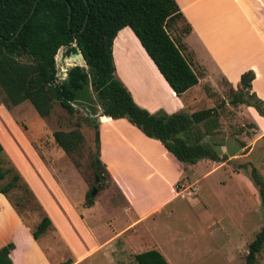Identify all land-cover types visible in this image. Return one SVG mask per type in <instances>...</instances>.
<instances>
[{"label":"rangeland","instance_id":"rangeland-1","mask_svg":"<svg viewBox=\"0 0 264 264\" xmlns=\"http://www.w3.org/2000/svg\"><path fill=\"white\" fill-rule=\"evenodd\" d=\"M183 28L184 24L178 21L168 32L173 38ZM121 30L120 41L115 40L111 52L114 79L128 88L137 101L146 103L147 107L160 104L165 113L178 111L177 100L186 101L190 112L214 107L216 127L202 141L227 157L208 164V168L203 166L205 163L191 166L195 176L187 165V170L173 184L174 197L136 225L122 227L127 222L119 209L124 203L108 176L102 174L94 179L90 160L93 153L98 154L97 143L102 159L122 167L118 157L133 155L129 144L142 151L147 149L139 130L128 121V126L101 123L99 138L94 141L92 124L108 119L98 117V99L88 80L71 102L72 114L54 103L46 117H39L27 100L8 104L0 89V156L16 171L39 208L28 198L17 213L1 195L27 227H32L42 213L51 223L48 230L32 241L37 242L38 251L31 241L28 244L21 236L17 238L16 222L8 224V233H14L18 244L15 264H61L66 259L71 264H134L132 255L150 248H158L168 264H244L247 244L263 224L258 193L248 172L253 166L264 182V117L244 103L232 102V94L238 93L240 84L231 85L221 77L209 85L199 84L198 89L196 84L190 86L186 92L195 89L194 100L195 93L182 97L185 91L170 96L133 34L126 27ZM67 54L60 47L53 56L56 82L64 78L60 65L64 61L72 63ZM74 64L85 68L83 64ZM242 97L247 99L246 95ZM198 127L202 129L200 124ZM69 129H77L82 136L77 156L63 153L51 137L52 131ZM2 140L13 159L6 156ZM204 171L208 172L206 176L201 175ZM6 180L5 177L2 182ZM149 182L145 192L134 188V200L141 211L157 198L169 195L165 186L158 189ZM92 188H95L91 195L94 204L85 208L84 195ZM20 195H24L20 188L9 192L11 199ZM120 227V234L111 238V231ZM100 240L105 244L102 250L96 247ZM87 251L90 252L85 255ZM255 264H264V243Z\"/></svg>","mask_w":264,"mask_h":264},{"label":"trees","instance_id":"trees-1","mask_svg":"<svg viewBox=\"0 0 264 264\" xmlns=\"http://www.w3.org/2000/svg\"><path fill=\"white\" fill-rule=\"evenodd\" d=\"M178 21L182 22V16L174 0H0V89L5 101L16 105L27 100L39 117L48 116L54 103L72 114L71 102L88 80L98 99L99 117L126 118L181 163L193 164L199 159L223 161L227 157L225 153L217 154L210 144L202 141L203 136L216 127L214 107L189 114L148 112L134 103L112 75L111 40L117 30L126 26L174 95L179 96L194 85L196 76L167 32V28ZM183 24L180 33L188 31V26ZM60 46L66 52H73L76 46L85 68L74 65L66 71L65 78L56 82L53 56ZM252 78L253 72L249 69L240 73L241 88L232 94L231 101L244 103L264 117L262 101L250 91ZM92 126L94 141H97V126ZM51 137L63 153L79 154L82 136L77 129L55 130ZM1 151L0 146V154ZM72 161L77 165L75 159ZM90 166L98 179L102 174L108 176L97 153L91 155ZM248 176L257 190L263 216V224L243 255L244 264H255L264 243V182L253 166L249 167ZM5 177L7 180L2 182ZM20 180L6 158L0 156V194L17 213L28 198L34 202ZM14 188H20L24 195L11 199L9 192ZM83 203L87 207L92 204L89 192L84 195ZM49 228L50 221L42 213L29 228V234L37 240ZM12 247L11 242L0 246V264H11L8 253ZM132 259L134 264H168L155 249L134 253ZM69 263L66 259L61 264Z\"/></svg>","mask_w":264,"mask_h":264},{"label":"crops","instance_id":"crops-1","mask_svg":"<svg viewBox=\"0 0 264 264\" xmlns=\"http://www.w3.org/2000/svg\"><path fill=\"white\" fill-rule=\"evenodd\" d=\"M174 2L182 16V23L184 22L188 26V31L186 33H180V35L172 38L168 32L171 27L170 25L169 28H167V32L189 68L196 76L195 89H198V85L201 83L209 85V83L214 82L216 77H221L226 82L234 85L238 82L240 73L249 69L253 72V78L250 81V91L260 100L262 98L264 99V90L262 89L264 84V0H174ZM122 28L116 31L111 40L110 55L115 40L118 39V41H120L119 35ZM139 49L145 54L140 44ZM150 63L152 64L151 61ZM152 66L154 67L153 64ZM154 69L156 75L160 77L162 84L169 90V95L176 97L155 67ZM124 88L128 91L134 103L139 107H144L148 112L161 110L160 104L156 106L152 104V106L150 105L147 107L145 105L146 103H140L135 99L128 88ZM194 90L186 93L184 92L185 94L181 93L183 94L181 96L194 95ZM195 95L196 96L192 97V100L197 97L196 93ZM261 101L263 104L264 100ZM177 102L178 106L176 108H179L178 111H171L169 113L183 112L189 114L192 112L188 111L189 109L188 106H186V101L179 103L177 100ZM101 116V119L105 118L108 119V121L101 122L99 119L96 125L98 138L101 123H105L107 126H112L113 124L128 126V122L125 118L111 119L108 116ZM139 135H141L139 137L144 142L147 149L142 151L126 143L127 145L129 144L130 151H132L133 155L129 157H118L122 167H115L111 161L102 159L99 144H97L98 148L96 150L98 152V159L100 157V162L104 165L111 183L118 191L124 203V207L119 209L121 210L122 216H124L127 221L122 227L127 225L128 228L136 225L151 213L158 211L167 200L174 197L175 190L173 184L180 179L183 171L187 170V165L190 166V173L194 175L195 173L192 171L191 166L197 163H205L203 166L208 168V164L211 165L213 162L208 159H199L193 164L181 163L168 153L157 140L145 137L142 133ZM2 142L6 156L9 159H13L11 150L8 148L7 144L5 145L3 140ZM153 151H155L156 154L153 155L151 153ZM37 159L40 161V157ZM207 173V171H204L201 175L206 176ZM201 175H199V177ZM147 182H152L158 189L165 186V188L168 189L169 195L168 197L157 198L151 206L141 211L138 209V205L134 200V188L138 189L140 192H145L147 188L145 185ZM93 204L94 201L90 206ZM82 206H84V204H82ZM84 207L87 208V206ZM13 221L16 222L17 225V238L19 239L21 236L22 240H25L28 244L30 243L29 241H31L33 248L35 247L38 251L39 246L37 242H32L36 240H33L30 236L29 227L20 222L12 208L8 205L7 200L0 194V246L7 242L13 244V247L8 253L11 264H15L14 253L18 248L14 233L12 231L11 234L8 233V224ZM122 227L114 232L110 230L111 238L117 237ZM101 240L96 246L98 250H102L105 245ZM155 250L158 251V248ZM90 251H87L85 255Z\"/></svg>","mask_w":264,"mask_h":264},{"label":"water","instance_id":"water-1","mask_svg":"<svg viewBox=\"0 0 264 264\" xmlns=\"http://www.w3.org/2000/svg\"><path fill=\"white\" fill-rule=\"evenodd\" d=\"M83 1H84V0H83ZM60 47H62V46H60ZM60 47H59V48H60ZM63 48H64V47H63ZM66 57H67V58H73V61H72L71 65H64V64L60 65V68H61V70H62V74H63L64 78H65V76H66V71H67L70 67L76 65V64H74V62H76V63L79 64V65H81V64L84 65V62H83V59H82L81 54H80V52H79V49H78L76 46L74 47V51H73V52H68V54H67ZM66 57H64V58H66ZM60 59L62 60L63 58L60 57ZM84 66H85V65H84ZM95 149L97 150V143H95ZM94 179L96 180V177H95ZM94 192H95V188H92V189L90 190L89 194H90V195H93Z\"/></svg>","mask_w":264,"mask_h":264},{"label":"bare ground","instance_id":"bare-ground-1","mask_svg":"<svg viewBox=\"0 0 264 264\" xmlns=\"http://www.w3.org/2000/svg\"><path fill=\"white\" fill-rule=\"evenodd\" d=\"M69 61H73V58H68ZM64 65H71V64H66V61H64Z\"/></svg>","mask_w":264,"mask_h":264},{"label":"built area","instance_id":"built-area-1","mask_svg":"<svg viewBox=\"0 0 264 264\" xmlns=\"http://www.w3.org/2000/svg\"><path fill=\"white\" fill-rule=\"evenodd\" d=\"M192 189H195L194 187H192Z\"/></svg>","mask_w":264,"mask_h":264}]
</instances>
